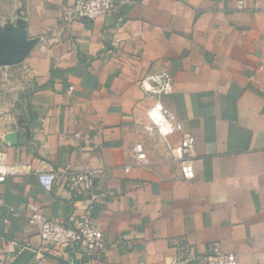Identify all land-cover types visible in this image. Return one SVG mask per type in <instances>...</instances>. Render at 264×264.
<instances>
[{
  "label": "crops",
  "instance_id": "obj_1",
  "mask_svg": "<svg viewBox=\"0 0 264 264\" xmlns=\"http://www.w3.org/2000/svg\"><path fill=\"white\" fill-rule=\"evenodd\" d=\"M74 0H0V31L23 25L31 43L18 64L0 65V264L27 244L26 264H199L233 252L264 264V0H119L118 12L67 19ZM167 70L160 97L195 137L185 162L147 130L152 103L138 81ZM73 89L69 93V87ZM15 133L11 144L5 137ZM142 143L143 164L132 156ZM100 169L92 215L104 249L61 252L30 223L77 227L86 207L62 169ZM128 167V169H126ZM56 176L51 190L39 172ZM198 260L192 261V257Z\"/></svg>",
  "mask_w": 264,
  "mask_h": 264
},
{
  "label": "built area",
  "instance_id": "obj_2",
  "mask_svg": "<svg viewBox=\"0 0 264 264\" xmlns=\"http://www.w3.org/2000/svg\"><path fill=\"white\" fill-rule=\"evenodd\" d=\"M119 0H74L72 6L66 11V18L94 20L99 17L118 12ZM242 8V1H237V9ZM173 76L167 70L146 75L138 81L139 89L153 101L145 110L147 130L156 133L164 142L165 148L172 160L185 162L187 154L193 148L195 137L190 133H184L180 145L173 146L169 137L181 132L182 122L177 118L172 109H168L162 103L160 97L168 95L172 91ZM70 86L68 92L72 91ZM132 156L143 164L148 163V157L142 143H136L132 148ZM128 169V167L126 168ZM100 169L84 168L73 170L69 164L62 169V176L67 188L76 196L86 202V207L80 215L77 227L69 226L63 222L48 221L44 219L39 207L28 204L30 211L29 221L38 227L41 240L51 249L65 251L70 247H79L88 255H96L104 249L103 233L92 215L94 180ZM10 175L9 166L5 161V153L0 149V183ZM53 172H39L37 180L39 185L49 191L55 182ZM1 202V200H0ZM198 257H192V261ZM199 264H237V258L233 252L217 251L209 257H202Z\"/></svg>",
  "mask_w": 264,
  "mask_h": 264
},
{
  "label": "water",
  "instance_id": "obj_3",
  "mask_svg": "<svg viewBox=\"0 0 264 264\" xmlns=\"http://www.w3.org/2000/svg\"><path fill=\"white\" fill-rule=\"evenodd\" d=\"M26 33L23 25L19 23L17 29L13 30L12 25H7L0 31V65H11L20 63L29 51L31 43H25ZM15 133H9L5 139L11 144L16 142ZM23 251L10 264H26L34 255L36 249L27 244Z\"/></svg>",
  "mask_w": 264,
  "mask_h": 264
}]
</instances>
